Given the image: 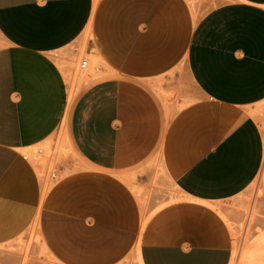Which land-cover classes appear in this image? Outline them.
<instances>
[{"label": "crops", "instance_id": "obj_1", "mask_svg": "<svg viewBox=\"0 0 264 264\" xmlns=\"http://www.w3.org/2000/svg\"><path fill=\"white\" fill-rule=\"evenodd\" d=\"M88 27L106 75L68 107ZM263 106L264 0H0V247L38 221L65 264H230ZM58 139L48 187L25 152Z\"/></svg>", "mask_w": 264, "mask_h": 264}, {"label": "rangeland", "instance_id": "obj_2", "mask_svg": "<svg viewBox=\"0 0 264 264\" xmlns=\"http://www.w3.org/2000/svg\"><path fill=\"white\" fill-rule=\"evenodd\" d=\"M87 39L88 37H84L82 40H78L71 46L73 53L69 60L74 66L75 74L77 70L81 71L82 69H86L81 67V62L83 59L87 58ZM102 64L103 63L97 58L90 59L88 68L92 71L91 73L93 75L90 78V81L99 80L106 75L102 70ZM87 83V81L80 80L79 78L76 79V77H74L73 87L75 93L84 88ZM255 114L260 119H263L264 124V106L260 107ZM61 150L64 151L65 148L63 142L58 139L53 149L51 146L47 145L32 150H26L25 152L27 157L31 159L33 163L46 168L48 187L54 170V162L52 159ZM48 159H50V162H48ZM165 189L169 198L158 200L148 213L146 205L143 203L142 210L144 218L149 217L150 213L164 205L167 201H171L175 198V191L172 188ZM219 210H221V213L229 223L231 230H234L237 238L236 240L238 241L237 251L239 253L237 252L238 258L236 256L235 260L237 261L238 259V261L235 262V264H248L243 259L246 246L259 239L264 233V194L258 177L244 192L225 202ZM136 251L137 246L135 245L126 255L113 264H140ZM0 255L5 261V264H65L62 260L56 257L49 248H47L39 232L38 221H36L23 235L6 245L1 246ZM263 257L264 254H260L254 264H261L259 259Z\"/></svg>", "mask_w": 264, "mask_h": 264}, {"label": "bare ground", "instance_id": "obj_3", "mask_svg": "<svg viewBox=\"0 0 264 264\" xmlns=\"http://www.w3.org/2000/svg\"><path fill=\"white\" fill-rule=\"evenodd\" d=\"M99 0H95V4L98 2ZM87 30H85L86 32H85V34H84V36L87 38L88 36H89V34H90V27H88V28H86ZM97 56V55H96ZM97 58V57H96ZM97 59H99V58H97ZM100 60V59H99ZM101 61V60H100ZM86 70V71H85ZM85 70H81V71H79V70H77L76 71V74H75V77H76V79L77 78H79L80 80L82 79V80H84V81H87V82H89V80H90V78L93 76L92 75V71L88 68V66L86 67V69ZM75 95H76V93H75V91H74V89H73V91H72V93H71V95H70V98H69V106L68 107H70V105L72 104V102H73V100H74V98H75ZM263 129H264V124H263ZM258 179H259V181H260V184L262 185V192H263V194H264V160H263V164H262V167H261V170H260V172H259V174H258ZM47 188V187H46ZM46 190V189H45ZM217 209H219L218 207H217ZM141 210V209H140ZM220 211V210H219ZM140 216L142 217L143 215H142V213L140 212ZM140 216H139V218H140ZM143 218V219H142ZM141 219V223H142V228L145 226V224H146V222H147V220H148V218L149 217H147V218H144V217H142ZM140 220V219H139ZM140 224V223H139ZM141 226H139V228H141ZM140 229H138V231H139ZM233 232V236H234V252H233V257H232V259H231V263L230 264H235V262H237L238 261V259H237V261H235L236 260V256H237V258H238V255H237V250H238V241L236 240L237 238H236V236H235V232H234V230L232 231ZM138 234V233H137ZM137 236H139V234L137 235ZM141 237V236H140ZM137 239V238H136ZM135 243H136V241H135ZM135 243H134V246H135ZM137 251H136V253H137V256H138V259H139V262H140V264H143L142 263V260H141V256H140V240L138 241V243H137ZM135 249V248H134ZM239 253V252H238ZM260 254H264V233L261 235V237L259 238V239H257L256 241H254V242H251V243H249L247 246H246V248H245V250H244V254H243V259H244V261L245 262H247L248 264H254L255 262H256V260H257V257H259L260 256Z\"/></svg>", "mask_w": 264, "mask_h": 264}, {"label": "built area", "instance_id": "obj_4", "mask_svg": "<svg viewBox=\"0 0 264 264\" xmlns=\"http://www.w3.org/2000/svg\"><path fill=\"white\" fill-rule=\"evenodd\" d=\"M89 65V60L87 58L83 59L81 62V67L86 68Z\"/></svg>", "mask_w": 264, "mask_h": 264}]
</instances>
